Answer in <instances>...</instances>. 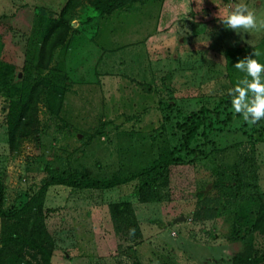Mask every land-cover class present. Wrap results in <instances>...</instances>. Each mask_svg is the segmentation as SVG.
I'll return each instance as SVG.
<instances>
[{"label": "rangeland", "instance_id": "1", "mask_svg": "<svg viewBox=\"0 0 264 264\" xmlns=\"http://www.w3.org/2000/svg\"><path fill=\"white\" fill-rule=\"evenodd\" d=\"M65 1L0 0L2 208H20L51 171L114 178L124 183L47 188L48 264H131L130 248L138 264H231L245 245L264 254V233L252 229L264 195V0H144L109 15L80 0L45 48L40 76L52 86L35 106L39 136L11 150L9 103L22 69L34 68L41 21ZM202 107L218 108L212 131L200 127L180 152L184 165L168 167L157 199L141 202L138 176L181 147L184 117ZM119 202L131 206L135 241L113 231L108 206ZM34 256L0 255V264H43Z\"/></svg>", "mask_w": 264, "mask_h": 264}, {"label": "trees", "instance_id": "2", "mask_svg": "<svg viewBox=\"0 0 264 264\" xmlns=\"http://www.w3.org/2000/svg\"><path fill=\"white\" fill-rule=\"evenodd\" d=\"M143 1L91 0L90 3L99 14L109 15L113 11L126 6H140ZM79 3L80 0H66L56 19H49L43 21V23L41 21V41L37 49V60L34 68L32 71L25 72L22 69L20 85L16 89L17 100L9 103L11 113L7 120V142L11 150L16 142L24 136L32 135L35 138L39 136L40 130L37 128L35 106L43 90H47L52 86L48 79L40 76L46 70L45 48L66 33L71 13ZM15 76L12 79L14 83L18 81ZM256 115L260 116L261 113L257 111ZM249 117L251 118L252 116L249 115ZM218 118V108H212L208 111L203 107L197 113L193 112L185 116L181 123L184 130L181 147L177 150L172 149L164 152L153 162L151 167L138 176L139 183L134 188V195L141 202H147L151 198L156 200L157 194L155 191L157 185L167 181L168 167L184 165L185 162L182 160L180 152L188 153L191 151L189 144L197 135L199 128L201 127L203 130L211 129L212 131V124L217 122ZM225 119H229V116L226 115ZM122 183H124V180L113 178L107 181H98L77 178L68 172L51 171L46 177L41 179L37 191L20 208L10 210L2 208L0 186V255L9 256L14 254L19 256L22 251L28 250L39 257L38 259L41 263H49L53 244L42 219V201L48 187L59 185L76 190H108ZM212 186L211 184V189ZM204 187H207V185ZM203 193L204 189L197 192L200 198L203 197ZM257 197L259 205L252 229L253 231L264 233V195L258 193ZM108 213L116 235L130 239V241H135L140 237L137 222L128 202L110 204ZM241 238L242 236L239 237V239ZM127 257L132 259L131 264H138L131 248ZM262 261H264V254L256 258L251 253L250 246L246 245L240 253L235 254L231 258V264H258Z\"/></svg>", "mask_w": 264, "mask_h": 264}, {"label": "water", "instance_id": "3", "mask_svg": "<svg viewBox=\"0 0 264 264\" xmlns=\"http://www.w3.org/2000/svg\"><path fill=\"white\" fill-rule=\"evenodd\" d=\"M19 78H20V74L17 72L16 76H15V79L18 80Z\"/></svg>", "mask_w": 264, "mask_h": 264}]
</instances>
